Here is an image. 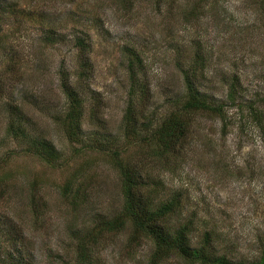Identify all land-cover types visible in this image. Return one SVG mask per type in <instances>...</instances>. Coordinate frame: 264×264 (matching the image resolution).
Wrapping results in <instances>:
<instances>
[{"label":"rangeland","instance_id":"1","mask_svg":"<svg viewBox=\"0 0 264 264\" xmlns=\"http://www.w3.org/2000/svg\"><path fill=\"white\" fill-rule=\"evenodd\" d=\"M76 37L88 45L86 84L78 82ZM130 50L142 57L145 79L135 92L145 111L139 121L171 109L197 53L202 92L223 99L235 79L241 106L226 108L227 126L219 116L190 113L178 162L153 157L154 144L122 129ZM64 73L95 92L99 118L87 109L84 132L107 134V146L85 149L57 123L66 106ZM252 105L264 111V0H0V264L12 256L24 264H148L153 243L142 237L130 244L129 225L88 240L90 260L77 259L85 231L122 208L116 148L160 197L182 191L183 211L171 220L193 219L195 243L210 231L220 250L252 262L264 246V127L256 125ZM11 119L22 135L8 130ZM36 137L56 146L58 160L31 150ZM68 181L84 186L80 197L75 186L63 194ZM163 264L186 263L173 255Z\"/></svg>","mask_w":264,"mask_h":264},{"label":"trees","instance_id":"2","mask_svg":"<svg viewBox=\"0 0 264 264\" xmlns=\"http://www.w3.org/2000/svg\"><path fill=\"white\" fill-rule=\"evenodd\" d=\"M75 44L82 57L77 72L78 82L86 84L89 74V58L86 40L76 37ZM202 53H197L191 59V65L184 70L185 90L181 95H177L174 105L168 112L160 118L154 113L148 115L147 123L139 121V116L144 114V107H138L135 101V92L144 78L140 76V67L143 65L142 57L130 50L128 58V78L130 82L129 98L124 113L123 131L126 135L133 132L139 136L141 141L152 149L149 151L153 157L163 161L176 163L177 155L183 148L184 137L189 133L192 123L190 113L199 111L207 112L219 116L227 126L225 110L230 104L240 103L237 101L239 94V82L235 79L228 82L226 96L223 99H215L208 96V92H202L197 77V67L201 65ZM198 57V58H196ZM68 74L64 73L60 78V87L66 97V106L63 113L57 115V123L62 124L68 138L75 143H81L85 149L94 147L101 149L107 146L109 141H104L107 134L101 131L85 133L84 123L89 109L91 118H99L98 100L94 96L95 92L86 87V92L80 86L68 80ZM86 86V85H85ZM143 87V86H142ZM91 99V106H86ZM17 110V107H14ZM251 113L254 115L255 123L258 127H264V111L258 107L251 106ZM19 112V111H18ZM19 118V117H18ZM21 119V118H20ZM159 119V120H158ZM22 120V119H21ZM8 126L15 136L23 134L22 125H15L11 119ZM156 141V142H155ZM34 147V148H33ZM31 150H34L41 158L54 162L58 160L60 152L56 146L45 137H36ZM114 164L118 168L121 176L122 194L124 202L121 210L113 217H101L89 230L81 236L78 248L77 259L84 263L90 260L89 246L90 240L97 243L106 233L123 231L128 225L132 228L129 236L130 244H138L142 237L148 238L153 243V250L148 264H163L170 256H177L186 264H264V246L250 262L245 258L233 256L228 247L220 250L217 237L210 231H206L203 237L195 243L192 237L194 222L192 220L183 221L179 224L172 222L173 215H178L183 211L184 197L181 190L177 189L169 198L160 197V190L149 185L142 176V169L137 168L133 160L124 162L122 151L113 149ZM131 159V158H128ZM167 166V165H164ZM75 186L74 197L78 198L85 191L82 184H73L68 181L62 187L63 194L70 196ZM159 201V202H158ZM158 202V203H157ZM89 240V241H88ZM10 264H24L20 257L12 256Z\"/></svg>","mask_w":264,"mask_h":264}]
</instances>
